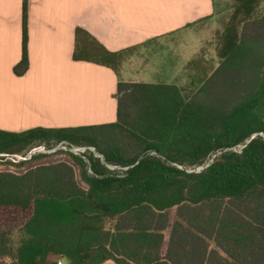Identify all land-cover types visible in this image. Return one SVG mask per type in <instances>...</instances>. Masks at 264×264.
Returning <instances> with one entry per match:
<instances>
[{
  "label": "trees",
  "instance_id": "obj_1",
  "mask_svg": "<svg viewBox=\"0 0 264 264\" xmlns=\"http://www.w3.org/2000/svg\"><path fill=\"white\" fill-rule=\"evenodd\" d=\"M261 1L234 0L217 48L218 63L200 53L186 63L191 89L121 80L122 63L132 48L110 51L86 29L75 27L72 58L107 66L118 78L115 120L0 129V151L65 139L93 144L109 162H138L116 177L93 161L94 175H89L80 159L65 154L80 167L79 181L69 161L39 164L21 173L0 170V264L5 258L14 264H39L62 254L68 264L108 259L116 264H264ZM27 7L28 0H22L16 75L28 68ZM246 139L240 152H221L200 172L176 166L200 164L212 151ZM17 220L21 236L14 246L9 229Z\"/></svg>",
  "mask_w": 264,
  "mask_h": 264
},
{
  "label": "crops",
  "instance_id": "obj_2",
  "mask_svg": "<svg viewBox=\"0 0 264 264\" xmlns=\"http://www.w3.org/2000/svg\"><path fill=\"white\" fill-rule=\"evenodd\" d=\"M222 9L216 8L214 0H28V68L16 75L13 66L21 58L22 0H0V129L22 131L115 120L118 78L107 66L72 58L75 27L86 29L110 51L132 48L122 63L121 80L135 81L121 73L123 68L128 72L134 68V74L147 70L158 77L139 82L178 84L174 81L177 65L186 74V63L198 51L179 57L176 47L167 46L169 39ZM163 53L170 57L166 54L159 61ZM136 60L138 64L133 65ZM149 62L153 64L146 68Z\"/></svg>",
  "mask_w": 264,
  "mask_h": 264
},
{
  "label": "rangeland",
  "instance_id": "obj_3",
  "mask_svg": "<svg viewBox=\"0 0 264 264\" xmlns=\"http://www.w3.org/2000/svg\"><path fill=\"white\" fill-rule=\"evenodd\" d=\"M228 1L224 4V2ZM214 4L216 5V8L223 7L222 11L217 14L216 16L206 19L205 21H202L194 26L190 30H187L185 32H179L178 34L173 35V38L169 39L168 47L169 48H177V53L179 57L184 56H192L196 51L198 53L202 54L205 59L211 60L214 65H216L219 61L217 48L219 45L221 34L229 21V17L231 15V12L233 10V4L234 0H214ZM259 9L264 10V1L260 2ZM191 52V53H190ZM166 54L170 57V53H163L161 56H158L160 59H157L160 61L162 57H165ZM162 61V60H161ZM179 61V60H178ZM138 61L133 63V65H137ZM152 62L146 63L145 67L149 68L150 65H152ZM178 64V63H177ZM123 78L126 76H131L133 80L135 81H154L158 77H154V75H150L151 72H147L145 70L144 73L134 74V68L132 70L127 71L126 68H123L121 71ZM176 73L177 76L174 78V81H176L178 84L186 86L188 89H191L193 86L190 85L191 78L184 74L183 69L179 66V64L176 67ZM187 73V72H186ZM129 74V75H127ZM58 160H66L73 164L74 170L76 172V178L79 181L80 179V167L73 163L71 161V158L65 154H56V155H50L45 157H37L30 161L24 162L22 165H11L9 163H2L0 162V170H9L16 173L24 172L26 169L39 165V164H48L52 163ZM174 212L175 208H171L169 210V226L165 232V240L163 244V249L165 250L166 244H167V236L170 231V227L172 222L174 221ZM18 222H15L14 225H12L9 229L10 231V237L11 241L14 246L17 245L19 238L21 236L20 229H21V221L17 220ZM69 259L67 261H64L60 258V255H49L45 260L41 261L39 264H51L52 262H57L58 264H62L61 262H66V264L69 263ZM2 264H14L13 261H11L9 258H5L4 262ZM103 264H116L113 260H107Z\"/></svg>",
  "mask_w": 264,
  "mask_h": 264
},
{
  "label": "built area",
  "instance_id": "obj_4",
  "mask_svg": "<svg viewBox=\"0 0 264 264\" xmlns=\"http://www.w3.org/2000/svg\"><path fill=\"white\" fill-rule=\"evenodd\" d=\"M261 136L263 133H259ZM252 135L251 137H253ZM249 139L244 140L238 144H235L230 147L221 148L216 151H212L203 162L200 164L192 165V166H184V165H176L178 168L185 170L186 172H200L205 167H207L213 159L224 151H236L240 152L242 148L246 145ZM151 154H155L154 151L150 152ZM56 154H67L73 157H76L81 160L84 165L85 172L89 175H94L93 173V161H98L100 166L104 169L106 175L121 177L126 174V172L137 164L138 160L134 161L131 164H120L109 162L104 158V155L98 151V149L90 143H72L68 140L61 139L55 140L50 139L48 141H42L38 143H34L22 151L18 152H4L0 151V162L2 163H21L27 162L34 158L41 156H50Z\"/></svg>",
  "mask_w": 264,
  "mask_h": 264
},
{
  "label": "water",
  "instance_id": "obj_5",
  "mask_svg": "<svg viewBox=\"0 0 264 264\" xmlns=\"http://www.w3.org/2000/svg\"><path fill=\"white\" fill-rule=\"evenodd\" d=\"M60 258L63 259L64 261H67V256L65 254L60 255ZM62 264H66V262H61Z\"/></svg>",
  "mask_w": 264,
  "mask_h": 264
}]
</instances>
